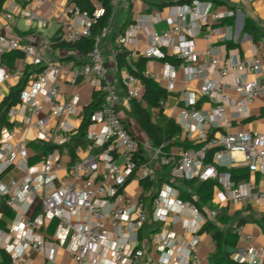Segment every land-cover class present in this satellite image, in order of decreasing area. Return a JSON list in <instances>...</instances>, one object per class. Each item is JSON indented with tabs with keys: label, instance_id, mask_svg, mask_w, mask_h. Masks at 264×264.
<instances>
[{
	"label": "built area",
	"instance_id": "1",
	"mask_svg": "<svg viewBox=\"0 0 264 264\" xmlns=\"http://www.w3.org/2000/svg\"><path fill=\"white\" fill-rule=\"evenodd\" d=\"M24 1L34 3L39 9L47 0ZM254 1L240 0V3ZM50 3L52 7H60L57 0ZM61 8L70 17L59 34L60 41L65 43L91 37L103 12L99 6L89 12L70 3ZM238 13L231 10L218 13L211 11L210 0H191L173 9L168 29L157 32L153 28L152 22L159 19L156 15L149 24L136 22L114 39L115 49L120 52L126 45H135L138 32L143 31L148 38L147 47L141 56L131 53L132 58L142 57L149 63L170 56L195 79L202 77L195 66L202 59L209 74L215 76L207 79L198 93L182 94L185 107L178 115L177 124L186 131L194 129L201 145L197 149L178 148L174 154L151 146L139 150L136 139L119 117V105L141 97L140 81L128 73L121 80L125 96L119 97L100 51L106 28L94 37L88 53L89 63L79 70L65 72L59 62H45L35 46L3 35L0 24V84L23 76L22 72L13 74L1 67V59L8 52L19 51L31 65L42 66L33 78L31 89H23L19 102L8 110L7 120L12 123L21 117L22 123L34 132L35 141L52 146L50 152L31 164L29 141L16 138L14 128L0 130V208L5 207L13 214L12 225L0 230V250L9 256V264H17L28 247L54 262L58 248L63 246L76 264H103L107 259L111 264H203L198 252L200 233L206 223H216L217 216L230 209L264 208V191L250 176L234 181L228 173L233 167H245L250 174H264V135L244 131L208 136L210 127L229 128L227 108L236 116H244L255 99L264 97V79L256 78L262 71L259 59L223 65V58L219 59L217 48L212 46V38L236 41L237 36L231 31L223 33L212 23ZM18 14L40 29L46 24L44 17L24 8H19ZM4 16L11 19V10ZM202 26L207 29V46L199 51L194 39ZM166 67L168 71L162 75L165 91L173 93L174 72L168 64ZM231 72L239 79L232 87L234 97L224 92ZM142 75L158 82L154 73L145 70ZM64 79L72 88L81 82L87 83L101 95L100 106L88 117L85 144L74 148L72 155L64 147L74 131L68 119L81 113L77 94L59 102L60 82ZM40 96L42 101L38 99ZM199 98L207 99L210 104L203 113L197 109ZM43 103L48 105L50 115L37 117ZM51 119L56 123L50 128ZM143 150L151 152L149 158L143 156ZM211 151L209 163L206 160ZM7 172L14 173L2 181ZM160 172L168 174L171 181L214 182L213 207L203 211L196 204L181 200L171 184L158 186ZM132 180L147 182L146 187L141 186L143 192L138 197L128 195L125 190ZM146 223L159 226L148 237L150 251L158 254L157 258L143 251L139 239ZM52 224L55 228L47 236L44 232ZM173 226H179L178 233L169 229ZM235 234L243 239L244 226L236 227ZM231 258L240 264H264V248H238Z\"/></svg>",
	"mask_w": 264,
	"mask_h": 264
},
{
	"label": "crops",
	"instance_id": "2",
	"mask_svg": "<svg viewBox=\"0 0 264 264\" xmlns=\"http://www.w3.org/2000/svg\"><path fill=\"white\" fill-rule=\"evenodd\" d=\"M3 5L0 12V24L2 25L1 33L7 37L15 38L19 43L24 45H32L39 49L45 62H59L65 72H70L74 69L79 70L83 65L88 64V54H82L74 49L61 46H53V39L59 35L64 28V25L69 22L70 17L63 11V6L69 4V0H57L60 7H52L50 1L47 0L39 9L36 8L34 3H29L24 0H2ZM178 1L183 0H111V16L108 19L105 36L102 38L100 43V51L104 60L105 67L107 68L109 78L113 82V85L117 91L119 97L125 96V89L121 85V80L129 72L128 67L134 68V62L137 58H132L131 53H137L141 56V52L147 47L148 38L147 35L140 31L136 36V44H129L122 48L120 52L115 49L114 39L115 37L123 33L128 27L136 22H142L143 25H147L152 22V18L156 15L159 16L157 21L152 22L153 28L160 32L169 28L168 18L173 9L179 7ZM211 11L218 13H224L226 11H239L235 17L224 18L212 23V26L226 33H231L237 36L236 41H220L218 38H212V46L217 48L218 57L223 58L221 63L227 65L236 61L248 63L252 59H259L262 63V71L256 76L258 79H264V0H256L252 3L242 4L240 0H210ZM93 7L100 6L95 0H91ZM176 3V4H175ZM161 7V5H163ZM187 4V3H186ZM183 5V4H181ZM19 8H24L28 11L35 13L40 17L46 19V24L43 28H38L34 22L30 23L25 18L19 16ZM102 9V8H101ZM11 10L12 18L5 19V14ZM246 19L253 21L257 27L259 38L256 42L252 41L251 35L243 32V24ZM207 29L202 26L195 37V46L199 48V51H203L207 46L206 43ZM121 52H126V64L120 69L117 68L116 56ZM22 53L19 51H11L6 53L1 59V67L6 71H11L13 74L22 72L23 76L20 78L14 77L8 81L0 84V108L4 99L9 94L10 90L23 81L26 82L24 89L30 90L32 87V81L34 76L41 70L42 66H33L27 61ZM22 57V58H21ZM166 64L172 69L175 76V90L173 93H167V98L163 103V114L172 118L177 124V118L180 111L185 107L183 93L184 92H195L198 93L203 83L209 79L215 77L210 75L207 69L206 61L200 60L195 66L201 71L202 77L199 79L192 78L187 70L181 69L178 64H171L160 60H151L149 63L146 61L144 70L154 73L158 77V82H155L159 87L165 89V83L162 75L168 71ZM251 78V77H248ZM239 81L238 76L231 72L226 79V87L224 92L230 96H234L231 93L232 87ZM139 89L141 97L137 99L141 100L144 92L143 85L140 82ZM59 102L63 103L66 100L73 98L74 94L78 95V110L81 113L79 116H72L68 120L73 125L74 137L81 126V123L85 116V111L99 103L101 104V95L91 89V87L84 82L79 83L76 87L72 88L64 79L60 82L59 88ZM81 95V96H80ZM42 101V97H38ZM261 99H264L261 98ZM90 103V105H88ZM145 106V105H144ZM210 106L209 102L205 98H199L197 100V109L202 113L205 112ZM153 115L156 110L152 111ZM50 115L48 105L43 103V109L37 117H43ZM118 115L123 121L128 131L134 136L137 143L141 147L150 146V142L144 132L140 129L135 120L130 116V102L127 105H119ZM154 118V116H153ZM226 119L230 122L229 128L226 130L210 127L208 128V136H218L226 132H259L264 135V100L256 103L252 108H248L244 116H236L231 109H226ZM7 120V115H6ZM10 128H14L16 131V138L23 137L29 141L28 148L31 153L30 163H36L40 160L41 156L44 155L42 151L37 149L35 145L38 143L34 140V132L22 123L21 117L15 118L11 123L7 120ZM56 121L51 119L49 127H53ZM178 125V124H177ZM179 126V125H178ZM181 129L179 143H186L187 146L174 145L170 148L168 153L174 154L176 149H197L201 145L197 132L192 129L186 131ZM43 143V142H39ZM47 144V143H46ZM50 145V144H47ZM51 146V145H50ZM62 148V147H61ZM68 149V148H67ZM69 150V149H68ZM72 155L73 151H70ZM145 158H149L150 155L146 150L142 151ZM47 154V153H46ZM74 160V159H73ZM226 161V160H225ZM233 170L242 171L245 170L247 178L250 176L256 183L258 188L264 191V174L248 173L245 167H233ZM231 169V170H232ZM167 171V168H164ZM14 173V172H13ZM13 173L7 172L3 177L2 181H6ZM163 174L159 173L158 177ZM240 174V173H239ZM137 181L139 187L141 184ZM130 181V182H132ZM142 181V180H141ZM129 182V183H130ZM128 183V184H129ZM165 183V182H164ZM163 184V183H162ZM202 210L205 211L208 208H212L213 204L211 199L209 202L201 206ZM231 210V209H230ZM224 211L228 217L237 216L238 218H248V221L244 226V238L237 240L234 248L228 247L227 250L232 255L236 249H245L253 247L254 249L264 248V233L261 230L258 221L264 215V208L256 209L253 207H245L240 210ZM12 212L2 207L0 208V230L6 229L7 226L13 223ZM251 219V220H250ZM53 224L50 225L46 233L47 236L52 234ZM242 226V225H241ZM173 226L172 229L174 231ZM220 228H224L223 225H219ZM159 226L151 223H146L139 232L140 242L143 244V251L152 258H157L158 254L150 251L148 246V237L153 232L158 230ZM175 232V231H174ZM179 232V231H178ZM176 232V233H178ZM201 234V246L198 252V256L203 264H210V257L214 254L216 246L212 241L211 237L207 234ZM249 236L247 240L245 237ZM109 258V257H108ZM9 256L0 250V264H9ZM17 264H76L73 258L70 256L65 246L58 248L54 262H49L39 252L28 247L24 250L23 255ZM103 264H111L110 259L103 261ZM141 264V263H138Z\"/></svg>",
	"mask_w": 264,
	"mask_h": 264
},
{
	"label": "trees",
	"instance_id": "3",
	"mask_svg": "<svg viewBox=\"0 0 264 264\" xmlns=\"http://www.w3.org/2000/svg\"><path fill=\"white\" fill-rule=\"evenodd\" d=\"M95 1L100 4L103 12L92 29L91 37L84 38L76 43H65L60 41L59 35H57L52 41L53 46L68 47L82 54H88L91 51L94 37L101 32L111 16V0ZM190 1L191 0H183L178 1L177 3L181 5L189 3ZM69 3L89 12L93 11L94 9L91 0H69ZM2 5L3 1L0 0V12ZM162 6H164V4L161 5V7ZM243 32L250 34L253 42H256L260 37L257 27L250 19H246L244 21ZM126 57V52L117 54L116 62L118 69L128 66L125 61ZM146 61L147 60L145 58L140 57L136 62L133 63L136 72H134L131 67H128L129 72L139 79L144 88L143 96L140 101L137 99H132L130 101V116L135 120L140 129L147 136L151 147L161 148L163 151L168 152L174 145L182 144V146H187L186 143H179L178 141L181 133L180 127L172 118H168L163 114V105L160 104V102L164 103L167 98V92L165 89L159 87L153 80L142 75ZM160 61L169 62L174 65L179 63L178 60L170 56H166ZM25 86L26 82L23 81L16 87L12 88L7 97L4 99L0 108V130L3 127L10 126L6 120L7 112L12 106L19 102L20 93L25 88ZM98 107L99 103H96L85 111V116L78 133L72 137L70 141L64 145V147L68 148L70 151H73L74 148L83 146L85 144L84 134L86 126L89 122V114L94 112ZM153 110H156L154 115L152 113ZM35 147L42 151L43 154L50 152L52 149V146L39 142L35 145ZM139 150H141V146H139ZM211 156L212 151L209 153V156L206 160L209 163L211 162ZM228 173L230 174L231 179L234 181H240L247 178L245 170L236 171L230 169ZM164 182L171 184L178 190L179 198L181 200L190 201L196 204L200 209L202 208L201 206L203 204L209 202L212 198L213 187L215 185L214 182H201L197 179L171 181L168 174L166 173H163L158 177L157 185L160 186ZM140 184L143 187H146L147 182L142 180ZM216 221V223H206L201 230L202 233L211 237L216 246L214 254L210 257V264H240L231 258V254L227 248L235 247L238 240V237L235 234V228L244 225L248 221V218H238L237 216L228 217L224 212H221L217 216ZM254 222L259 224L261 230L264 233V215L258 221L254 220ZM220 224L223 225L224 228H220ZM54 228L55 225L53 224L51 228L52 232Z\"/></svg>",
	"mask_w": 264,
	"mask_h": 264
},
{
	"label": "rangeland",
	"instance_id": "4",
	"mask_svg": "<svg viewBox=\"0 0 264 264\" xmlns=\"http://www.w3.org/2000/svg\"><path fill=\"white\" fill-rule=\"evenodd\" d=\"M197 50H199V48L197 47ZM92 89V88H91ZM232 95H234L235 96V94L234 93H231ZM81 96V95H80ZM233 96V97H234ZM264 99H261V98H257V99H255L254 100V102L250 105V108H252L256 103H258L259 101H263ZM147 151V153L150 155L151 154V152L149 151V150H146ZM83 155V154H82ZM11 173H13V172H11ZM140 175V177L142 176V174L141 173H139ZM125 190H126V192L128 193V195H134V196H136V197H138V196H140V194L143 192V190H142V188H140L139 187V185H138V183H137V181H132V182H130L127 186H126V188H125ZM174 231L175 232H178L179 231V226H176L175 228H174Z\"/></svg>",
	"mask_w": 264,
	"mask_h": 264
}]
</instances>
